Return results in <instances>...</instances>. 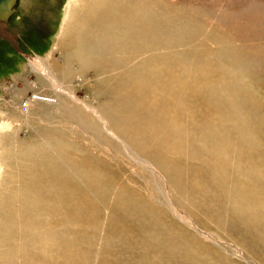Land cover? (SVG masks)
<instances>
[{
	"label": "rangeland",
	"instance_id": "rangeland-1",
	"mask_svg": "<svg viewBox=\"0 0 264 264\" xmlns=\"http://www.w3.org/2000/svg\"><path fill=\"white\" fill-rule=\"evenodd\" d=\"M81 1L19 0L16 12L0 28V216L12 187L11 196L22 203L13 207V211H20L23 219L22 223L13 219L4 224L0 220V226H6L0 227L1 235L7 228L21 235L18 250V240L4 239V245L10 247L7 263L264 264V180L239 179L256 191L252 199L257 203L248 210L251 217L227 204L229 188L218 190L210 185L207 193L194 197L187 180L168 184L158 166L132 151L130 142L138 137L136 134L144 136L139 129L132 128L131 133L124 129L126 119H119L117 114L131 107L120 103L118 99L124 95L113 90L119 85L129 94L130 84L136 80L133 72L138 66L139 69L147 66L145 61L155 62L154 75L160 78L169 70L173 73L182 67L177 66L180 61L189 62L185 67L191 70L182 74L187 75L205 70L203 63L208 55L210 62L205 64L213 65L214 57L220 63L224 59H237L233 72L221 70L222 73L209 78L220 87L222 76L230 79L231 74V85L225 92L227 96L230 94L231 103L219 106L223 89L213 87L210 93L196 90L187 96L197 106L192 108L190 102L187 108L175 109L172 105L167 114L181 119L198 133L201 124L213 122V131H223L219 141L226 145L230 140L226 145L230 147L237 146L238 127L247 121L248 137L255 144L253 164L257 165L260 159L264 160V0H151L156 17L162 16L164 21L163 31L158 33L150 52L151 60L142 61L140 57L131 62V56L124 58L117 67L113 62L111 74L107 75L103 74L104 64L92 50L98 44L93 38L109 36L108 30L91 27L87 19L82 21L78 16ZM146 1L150 4V0ZM68 34L72 40L64 45ZM146 45L139 44V53L147 51ZM42 61L43 70L35 67ZM46 73L62 83L63 93L45 77ZM235 78L242 83L234 81ZM27 100L34 103L26 111L22 105ZM65 108L94 125L99 134L81 130L78 123L64 118L60 113ZM202 108L210 113L201 114L198 109ZM131 111L141 114L136 109ZM10 114L15 118L10 119ZM225 116L230 117L226 120ZM257 128L260 131L256 132ZM188 141H192L190 147L181 158L174 156L175 159L185 161L183 164L188 163L189 168L210 173V164L217 154L203 153L198 139L190 135ZM202 161L206 162L204 166ZM42 172L45 179L67 178L73 188L72 192L69 190L67 209L53 212L47 193L56 195L58 191L48 190L47 181L39 183L36 177ZM209 173L198 177L210 183ZM203 184H198L196 190L201 191ZM162 185L166 186L164 192ZM29 187L43 188L45 194L38 199L40 204L30 202ZM39 206L44 212L38 210ZM26 213L38 217L28 220Z\"/></svg>",
	"mask_w": 264,
	"mask_h": 264
},
{
	"label": "bare ground",
	"instance_id": "bare-ground-1",
	"mask_svg": "<svg viewBox=\"0 0 264 264\" xmlns=\"http://www.w3.org/2000/svg\"><path fill=\"white\" fill-rule=\"evenodd\" d=\"M150 5H151V0H150V4H149V1H146V0H141V1L140 0H82L81 1V8H80V12L78 13V16H80V18H82V21L84 22V20L87 19L90 22L91 27L106 28L108 30V33H109V36L108 35H101L98 38H93L91 36L93 39H95L94 41L98 43L97 48H95L93 46L92 54H95L96 57L98 56L99 60L104 64L103 74H105V75L111 74V66H112L113 62L117 67L119 65V62L122 61V59L125 58L127 60V58L130 56L132 57L130 59L131 62H133L134 60H137L140 57L142 58V61H143V58H144V60H146V59L151 60L149 58L150 52L155 47V41L159 36L158 33L163 31L164 25H162V22H164V21L161 18L162 16L156 17V14H155L156 10H153V7H151ZM160 12H162V11H160ZM165 17H167V16H165ZM159 18H161V20ZM158 20L161 21L160 25H158ZM178 30L176 29V31H178ZM164 32H166V31H164ZM171 32H172V30H171ZM173 33H175V32H173ZM180 33H178V34H180ZM71 40H72V36H70V34H68L67 39L65 40L66 43L63 42V44L64 45L68 44L69 41H71ZM164 40H165V38H164ZM141 42L147 44L146 46H144L147 51L139 53V48H140L139 44H142ZM210 57L211 56L208 55V58H205V60H207V61H204V63H203L205 70L201 69L198 72H190L187 75H182L183 73H186L187 71H190L191 69H188L185 67V65L189 64V62L187 63L185 61H180V62H177V66H182V67H178V70L177 71L174 70L173 73L171 70H169V72L166 76H163L160 78L154 75V64L153 63H155V62L149 63V62L145 61V63H148V65L144 66L141 69H139V66L137 67L133 63L134 66L137 67L138 69L133 72V76L136 78V80H135V82L130 84V87H132V88H130L129 94H125L123 92L124 89L121 88V86H119V85H115V88H113V90L114 89L117 90L115 92H117L118 94L124 95V96H121L123 98H120L118 96L120 98V99H118L119 102L123 103L124 105L128 104L131 107V108H128L127 109L128 111L126 110L125 113H123V114L119 113L117 115L119 116V119H123V118H124V120L126 119L125 123H123V124L126 125L124 127V129H126L128 131V133H131L130 130L132 128H136V129L141 130V133L144 137H142L141 134H136V135H138V137L135 138V140H132L130 142L131 149H132V151H135V152L137 151L141 157L148 160L149 162H152L155 166H158L160 168V171L164 175L163 180L166 179L168 184H176L177 185V183L178 184L182 183L183 182L182 180H187L186 185L188 184V187L190 189H193V196L194 197L203 196L205 193H207L209 191L210 185H212V186L215 185L218 190H224V189L229 188V190L226 191L227 200H228L227 204L229 203V205L231 206L232 209L236 208V211L238 209V211L240 213L247 215L248 217H251V214H248V210H249L251 204L254 205L257 203L255 200L252 199L254 197L256 191L251 186H248L246 184H241L239 179L243 178L246 182L258 181L260 179L264 180V172H263L264 160L260 159V161L257 165L253 164V161L255 159V157H254L255 156V144L248 137L249 132L247 131V121H243V124L239 125V127H238L237 136L239 137V139H238L237 146L233 145L232 147H230V146H226V145L230 144L229 143L230 140L229 141L227 140L226 145H225V143L222 144L223 141L222 142L219 141V138L221 136H223V131L222 130H221V132H219L220 130L219 131H213L214 127H212V126L215 125L213 122H212V124L211 123L201 124L202 126L200 125L199 133H198V132L193 131V128H188L189 126L187 125L188 126L187 127L181 121V119L176 118L172 114H167V110L170 109L172 107V105L174 106L175 109L187 108V106L190 102H191L192 108L194 106H197L198 104H196L195 101H191V99H189V97H187L190 93H191V95L194 94L196 92V90H206L207 92L210 93L211 89L213 87L214 88L222 87L220 89L221 90L223 89V91H221V92H223L224 95H223L222 99L220 98L218 100V105L223 107V105L232 102V99L229 96L230 94L228 96H227V94H225L227 86L231 85L230 84L231 80H232L231 74H230V79H228L225 75L222 76L221 81H220L222 86H220V87L216 84V82L214 83V82H212V80H209V78L211 77L212 74L217 75L216 73H218V72L222 73V72H225L227 70L228 71L230 70V72H233L234 69H232V68H234V67H236V65H238V60L235 58H230V59H226V60L224 59V63H220V59L214 57L213 60L215 61V63L212 62L213 65L212 64H205V63L210 62ZM200 61H201V59H200ZM104 62H106V64ZM196 62H197V60H196ZM142 64H144V63L142 62ZM200 66H201V64H200ZM35 67H38L39 69L43 70L44 69V62L43 61L38 62L37 66H35ZM141 67H142V65H141ZM174 68H176V67H173V69ZM221 70H222V72H221ZM194 71H195V69H194ZM127 72H129V71L127 70ZM124 74H126V73H124ZM45 75H46L45 77L48 76L47 73ZM53 75H54V73H53ZM48 77L50 78L51 82L53 84H55V88L59 89V92L63 93V88L60 89L62 83L57 82L58 80H56V78L52 79L51 76H48ZM215 77H213V78H215ZM113 78H116V77H113ZM125 80L128 81L127 79H125ZM125 80H123V81H125ZM233 80L236 82L242 83V81L239 80L238 78H235ZM115 82H117V81H115ZM118 82H119V80H118ZM43 83H44V80H43ZM123 84H124V82H123ZM125 87H126V85H125ZM127 88H128V86H127ZM234 88H236V87H234ZM246 89H244V90L246 91ZM139 90H141L143 93H138ZM218 91H219V89H218ZM203 93H205V92H203ZM65 94H67V93L65 92ZM111 98L113 99L114 97L111 96ZM206 98H207V96H206ZM33 103H34V100H27L22 105V108L27 111L29 106ZM233 104H234V102L229 106V107H231V109L233 107ZM46 105H47V103H46ZM119 109H121V108H119ZM130 109H136V110L140 111L141 114H137L136 112H132V111L129 112ZM213 109H214V107H213ZM233 109H234V107H233ZM111 110H112V113H115L114 108H111ZM117 110H118V108H117ZM216 110L214 109V111H216ZM122 111L124 112V110H122ZM198 111L201 114H203V113L209 114L210 113V111L207 112L208 110H206V108H202L201 110L198 109ZM217 111H219V110H217ZM230 112L231 111H228L226 113H230ZM234 112L235 111H233V114H234ZM60 114L64 118H66V117L70 118L69 121H74L76 124L78 123V126L81 130H86V131L90 132L91 134H95V135L98 133L96 130V127L94 125H92V124L90 125L87 122H85L83 117H77L74 113L72 114L70 112V110H68L67 108H65ZM212 114H214V113H212ZM233 114H231V116ZM208 116H210V115H208ZM216 116H217V114H216ZM216 116H215V118H216ZM245 116H247V115L245 114ZM228 117H230V116H228ZM228 117H226V120ZM237 117H239V116L237 115ZM9 118L13 119V118H15V115L10 114ZM213 118L211 120H213ZM86 120H88V119H86ZM190 120H192V119H190ZM229 121L231 122V120H229ZM225 125H228V124H225ZM108 126H110V125H108ZM221 127H223V126H221ZM9 128H11V127L8 126V129ZM109 128H111V127H109ZM120 128L122 129V127H120ZM226 128H228V127H226ZM136 129H134L135 132H137ZM218 129H220V128H218ZM258 129L259 128H257L256 132L260 131ZM112 131H114V130H112ZM122 133L123 132H121V134ZM251 134H253V133H251ZM189 135L192 136L193 138H196V140L198 139V143L200 146L199 150H203L204 151L203 153L210 152V154L213 153V155L217 154L216 157H218L220 154H223L221 158L215 157L213 162L211 160L212 164H210V169H209L210 173L206 172V171H203V172L199 171L197 168H194V169L189 168L187 165L188 163L183 164L185 162L184 160H183L184 162L182 163V161L180 159H175L174 156H179V158H181V156L184 155L185 150H187L190 147V144H192L191 143L192 141L191 142L188 141ZM200 135H202V136H200ZM198 136H200L201 139ZM229 138H227V139H229ZM123 141L126 142L127 140H123ZM231 144H233V142ZM192 148H190V149H192ZM197 148H199V147H197ZM195 149H196V146H195ZM192 151H193V149H192ZM115 155H117V154H115ZM190 155H192V154H190ZM196 156H195V159H196ZM192 157H194V156H192ZM204 158H205V156H204ZM183 159H184V157H183ZM202 159L203 158H201V160ZM190 160H188V162ZM199 160H200V158H199ZM199 162H201V161H199ZM205 163H203V161H202L203 166ZM189 166H190V164H189ZM206 168H207V166H206ZM185 170H186V172H185ZM23 173H24V171H23ZM43 173L44 172H42L41 174H39L36 177L39 179L38 180L39 183H45L47 181L48 184H50V188L48 190L58 191V194H56V195L49 194L48 191H47L48 193L46 192L47 196L49 198L48 201H50L52 199V203L54 206L53 212H56L60 208L64 209L66 207V209H67L68 203H69V193H70L69 190L71 189V187H70L71 185L69 186V183L66 180L67 178L65 179L63 176H61L59 178H54V177L49 178L46 176V179H45V178L41 177L43 175ZM208 173L210 174L209 175L210 176V178H209L210 183H208V181L204 182L202 179H200L198 177L200 175L207 176ZM186 177H187V179H186ZM182 178H185V179H182ZM29 183H28V186H31L30 185L31 183L30 184ZM200 183H205V185L203 184L204 187L201 189V191H197L196 189H199V187H197V185ZM11 188L8 189V193H7V199H8L7 204H9V206H7V204H5L6 207L3 211L4 213L1 214V216H0V220H1L2 224H4L5 222H9L13 219L16 220L17 222L19 221L21 223L23 220V219H21L22 213H20V211H19V213H16V212L14 213V211H13V207H16L17 205H22V203L20 202V200H16L11 196V190H12ZM14 188H15V186H14ZM102 188H104V187H102ZM180 188H181V186H180ZM27 189H28V193H29L28 197H30V199H29L30 202H33V203L37 202V204H40L41 202L38 201V199L44 193L43 188L29 187ZM72 189H71V192L73 191ZM162 189L164 192L166 189V186L162 185ZM75 191H77V190H75ZM73 194H74V192H73ZM73 194L71 193V195H73ZM19 196H22V195H19ZM76 196H78V195H76ZM164 196H165V198H167L165 193H164ZM20 199H22V198H20ZM167 201H168V198H167ZM37 204H36V206H37ZM169 204H171V203L169 202L168 205ZM10 206L12 207V209H10ZM38 210L44 212L45 209L43 207L39 206ZM219 210H221V209H219ZM65 213H66V210H65L64 214ZM26 216H27L28 220H31L34 217L35 218L38 217L36 215L35 216L34 215L29 216V215H27V213H26ZM24 220H25V218H24ZM36 225H38V223ZM49 226L51 227V225H49ZM0 227H2V226H0ZM5 227L3 226L2 228H5ZM13 227H14V225H13ZM34 236H35V234H34ZM4 239L5 240L6 239L18 240V247L16 250H18L20 248V245H21V235L20 236L15 235L14 233H12L11 230H9V228H7V231L5 233L2 232V235L0 232V264H8L7 263L8 255H9L8 251H9L10 247H6L4 245V243H5V242L3 243ZM8 243H9V241H8ZM36 243H37V241H36ZM177 248H179V247L177 246ZM173 255H175V254H173ZM176 256H177V254H176ZM15 261H19V260H15ZM195 261H197V260H195ZM13 263H15V262H13ZM219 264H223V262H220Z\"/></svg>",
	"mask_w": 264,
	"mask_h": 264
},
{
	"label": "water",
	"instance_id": "water-1",
	"mask_svg": "<svg viewBox=\"0 0 264 264\" xmlns=\"http://www.w3.org/2000/svg\"><path fill=\"white\" fill-rule=\"evenodd\" d=\"M19 0H0V28L16 12V5Z\"/></svg>",
	"mask_w": 264,
	"mask_h": 264
},
{
	"label": "flooded vegetation",
	"instance_id": "flooded-vegetation-1",
	"mask_svg": "<svg viewBox=\"0 0 264 264\" xmlns=\"http://www.w3.org/2000/svg\"><path fill=\"white\" fill-rule=\"evenodd\" d=\"M33 37V36H32Z\"/></svg>",
	"mask_w": 264,
	"mask_h": 264
}]
</instances>
